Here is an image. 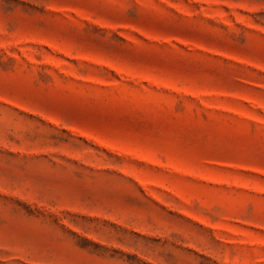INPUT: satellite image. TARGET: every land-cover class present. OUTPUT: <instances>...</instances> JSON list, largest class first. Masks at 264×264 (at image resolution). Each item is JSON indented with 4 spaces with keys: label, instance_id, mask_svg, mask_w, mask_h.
I'll return each instance as SVG.
<instances>
[{
    "label": "rangeland",
    "instance_id": "374dc122",
    "mask_svg": "<svg viewBox=\"0 0 264 264\" xmlns=\"http://www.w3.org/2000/svg\"><path fill=\"white\" fill-rule=\"evenodd\" d=\"M0 264H264V0H0Z\"/></svg>",
    "mask_w": 264,
    "mask_h": 264
}]
</instances>
